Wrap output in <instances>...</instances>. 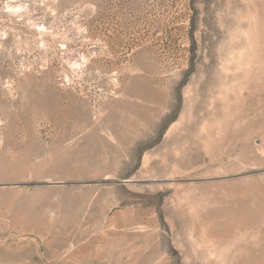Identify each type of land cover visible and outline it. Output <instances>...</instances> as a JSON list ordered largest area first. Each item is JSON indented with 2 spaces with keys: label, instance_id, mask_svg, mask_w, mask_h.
I'll list each match as a JSON object with an SVG mask.
<instances>
[{
  "label": "rangeland",
  "instance_id": "374dc122",
  "mask_svg": "<svg viewBox=\"0 0 264 264\" xmlns=\"http://www.w3.org/2000/svg\"><path fill=\"white\" fill-rule=\"evenodd\" d=\"M0 264H264V0H0Z\"/></svg>",
  "mask_w": 264,
  "mask_h": 264
}]
</instances>
